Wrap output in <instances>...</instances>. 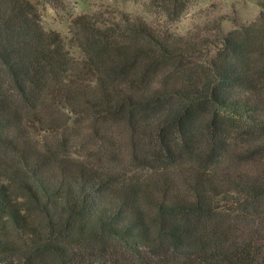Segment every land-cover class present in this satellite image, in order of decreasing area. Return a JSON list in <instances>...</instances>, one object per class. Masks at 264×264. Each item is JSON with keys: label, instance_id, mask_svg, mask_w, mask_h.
Wrapping results in <instances>:
<instances>
[{"label": "trees", "instance_id": "1", "mask_svg": "<svg viewBox=\"0 0 264 264\" xmlns=\"http://www.w3.org/2000/svg\"><path fill=\"white\" fill-rule=\"evenodd\" d=\"M45 3L0 0V264H264V1L214 41L75 14L81 59Z\"/></svg>", "mask_w": 264, "mask_h": 264}, {"label": "rangeland", "instance_id": "2", "mask_svg": "<svg viewBox=\"0 0 264 264\" xmlns=\"http://www.w3.org/2000/svg\"><path fill=\"white\" fill-rule=\"evenodd\" d=\"M264 0H194L176 18H169L163 10V0H63L62 8L56 10L45 3L40 7L41 23L46 30L55 29L61 33L65 45L72 56L83 58L84 53L72 39L69 20L72 15L93 12L103 6H111L125 11L139 13L148 19L184 34L187 31L208 36L210 40L237 25L255 19Z\"/></svg>", "mask_w": 264, "mask_h": 264}, {"label": "crops", "instance_id": "3", "mask_svg": "<svg viewBox=\"0 0 264 264\" xmlns=\"http://www.w3.org/2000/svg\"><path fill=\"white\" fill-rule=\"evenodd\" d=\"M244 23H247V22L244 21Z\"/></svg>", "mask_w": 264, "mask_h": 264}]
</instances>
